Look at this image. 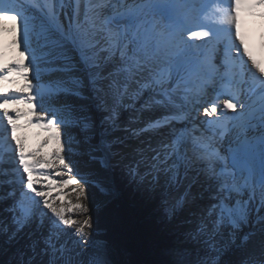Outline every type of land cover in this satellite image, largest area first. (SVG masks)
Wrapping results in <instances>:
<instances>
[{
  "label": "snow or ice",
  "instance_id": "snow-or-ice-1",
  "mask_svg": "<svg viewBox=\"0 0 264 264\" xmlns=\"http://www.w3.org/2000/svg\"><path fill=\"white\" fill-rule=\"evenodd\" d=\"M242 10L264 20V0H0V35L12 36L19 56L0 63V202L13 201L5 210L14 225L8 234L0 223V234L10 243L25 227L47 229L16 264L37 255L44 264H264V66L241 36ZM145 92L137 111L163 114L133 135L168 129L166 142L129 160L114 135L119 108ZM93 107L103 113L98 122ZM28 127L45 136L26 153L17 133ZM198 182L203 190L193 194ZM205 193L211 203L185 221L195 227L183 240L160 248L162 259L118 258L124 236L94 227V210L126 195L158 201L159 218L172 221ZM187 243L205 255L190 259Z\"/></svg>",
  "mask_w": 264,
  "mask_h": 264
},
{
  "label": "bare ground",
  "instance_id": "bare-ground-1",
  "mask_svg": "<svg viewBox=\"0 0 264 264\" xmlns=\"http://www.w3.org/2000/svg\"><path fill=\"white\" fill-rule=\"evenodd\" d=\"M248 15L250 16L248 17ZM239 21H240V32H241V36L244 38L245 45L248 47L249 52L252 53V55L257 59V61L260 62L262 66H264V20H261L258 16L251 15L249 12L242 10L239 14ZM2 23L7 25L8 27L11 26V21H4ZM11 40H12V36L8 33H4L3 35H0V53L3 54L2 56H0V63H11L12 61L19 59L17 50L15 49L14 46H12ZM6 87L8 90L11 91L14 90L15 85H7ZM147 98H148L147 92H145L140 99L135 101L125 98L122 102V106L119 108L118 122L120 124V130L116 131L114 135L119 136L125 140V146L122 147H123V151L129 154L128 157L129 160H132L133 158H138L135 157V153L137 152V150L147 151L149 147L158 148L162 141L166 142V135L168 129L149 130L145 132H140L139 135H133V132H135L136 130L146 128L148 121L155 120L163 114L162 109H154V110L145 109L143 111H137L138 109H140L141 105L144 103V101ZM210 98L211 97H208L207 99ZM109 102L111 103V101ZM129 104H134V107L123 106ZM15 107H19V109L22 112H26L28 110L26 105H19ZM91 114L93 118L97 120V122L99 121V119L96 118V115H101V117L103 115V113L96 111L94 107L92 109ZM228 115H232V113L229 112ZM30 118L32 117H26V119H30ZM199 119L204 120L207 118L201 115L199 116ZM23 123L24 120H21L20 124ZM176 127L178 128L183 127V125L177 124ZM125 129H127V131ZM2 134H3V130L0 129V149L6 151L7 145L4 141V136ZM17 135L22 137L24 141L26 153L36 151L39 148V145L45 136L44 133L33 127L23 128L20 131H18ZM208 135H211V132H209ZM227 140H228L227 134L224 136L223 139L220 140L219 146L221 147L222 151L227 146ZM12 147L14 148V144L12 145ZM50 151H51L50 147H45L40 149V154L44 155ZM147 154L152 155L154 153L148 152ZM73 159H79V158L73 157ZM79 167L81 171L84 170V166L82 163L79 165ZM67 178H68L67 176L62 177V179H67ZM15 187L19 188V184L17 183ZM91 191L92 188H89L90 196H91ZM183 191H184V187L179 188L174 195L182 194ZM71 199L75 200V196L73 195ZM8 201H10V204H12L13 202L11 199H9ZM209 203H211V201L208 200L204 204L203 203L199 204V208L203 209V205L206 206ZM8 206L9 205H6V207ZM191 214L193 217L192 218L187 217L186 219L194 221L198 214L193 209L191 210ZM8 216L11 217V213H8ZM75 218L83 219V217L80 216H76ZM194 227H195L194 223L191 224L187 223L186 225L187 231L194 229ZM27 228L28 227H25L18 234L17 239L14 240L15 242L12 241L10 244H5L3 246V249L0 252V260L2 256L14 250L15 248H19L18 255L21 252L26 253V256L31 255L32 253L28 248V245L32 242V240L39 239L42 235H47V231H46L47 229H42L45 230L46 232H43L41 235L40 233H37L33 235L31 238H29L28 232L24 233V231L27 230ZM65 231L70 232L72 230L65 229ZM247 231H249V228L247 229ZM0 236L3 237L2 234H0ZM258 239H259V235H257L255 240ZM40 247H43V245L41 244ZM5 248L7 249L5 250ZM38 252H39V248H37V253ZM46 260H47V256L39 255L36 256L33 264H44Z\"/></svg>",
  "mask_w": 264,
  "mask_h": 264
},
{
  "label": "trees",
  "instance_id": "trees-1",
  "mask_svg": "<svg viewBox=\"0 0 264 264\" xmlns=\"http://www.w3.org/2000/svg\"><path fill=\"white\" fill-rule=\"evenodd\" d=\"M158 201L141 202L132 200L127 195L116 205L105 212L94 216L97 230L108 235L122 234L126 240L127 253L119 257L130 260L162 259L161 247L173 243L176 237H183L181 232L163 233L168 221L161 220L158 212ZM113 216L119 217V223ZM206 252V249L203 251ZM195 255V252H191Z\"/></svg>",
  "mask_w": 264,
  "mask_h": 264
},
{
  "label": "rangeland",
  "instance_id": "rangeland-1",
  "mask_svg": "<svg viewBox=\"0 0 264 264\" xmlns=\"http://www.w3.org/2000/svg\"><path fill=\"white\" fill-rule=\"evenodd\" d=\"M92 109H91V112H92ZM96 118L97 119H100L101 118V115H96ZM4 127H5V125L0 126V129L3 130ZM16 166H18V165H16ZM141 170L143 171V168ZM193 175H195V172L194 171H190L189 176L191 177ZM200 180L202 181L203 180V177H200ZM20 187H21L20 185H19V188L16 187L17 190H19ZM202 190L203 189H202L201 184L199 182L197 184H194L192 186V189H191V191H192L193 194H197V193H199ZM5 191H7V189H5ZM91 198H92L93 205H94V208H95V205L98 203L99 197H98V194L96 193L95 189H93V188H92V191H91ZM206 198H207V193H205V198L204 199H199L198 198L195 201H192L189 204H187L185 206V209L182 210L177 215V217L174 220L168 221L167 226L163 229V233H169V234H171L172 232H178L179 231V232L183 233V232L187 231V229H186L187 223L185 222L187 220L186 218L187 217H189V218H192L193 217L192 214H191V210L192 209L195 210V212H197V214H199L200 211L202 210V208L201 209L199 208V204H202V203L204 204L206 201H208V199H206ZM6 205H11L10 204V201L6 200L4 202H0V223H2L4 226L7 227L8 234H10L14 230V225L12 224L11 217L8 216V213L9 212H7L5 210L7 208ZM204 207H205V205H203V208ZM98 213H99V210H94V212H93V219H94V216L97 215ZM94 227L97 229L95 220H94ZM247 229H248V227H245L243 230L246 232ZM46 231L45 230H42V231H40L38 233H40V235H41L43 232H46ZM25 232H28V234L30 232L35 233V225H32V226L28 227L27 230L24 231V233ZM18 234H17V237H18ZM35 234H37V233H35ZM2 236L4 238L0 236V252L3 249V246L5 244H10L11 243V242L10 243L7 242V235L2 234ZM17 237H16V239H17ZM184 246L187 247V248H189L191 252H195L196 253L195 255H191L190 259L195 260L197 258V252H199V255L200 256L205 255V253L203 252L205 250V248L202 245H193L191 243H187ZM6 249L7 248H5V250ZM18 251H19V248H15L14 250L10 251L9 253H6L4 256L1 257L0 264H16V260L19 258ZM37 256H39V255H37ZM25 258H27V256Z\"/></svg>",
  "mask_w": 264,
  "mask_h": 264
}]
</instances>
